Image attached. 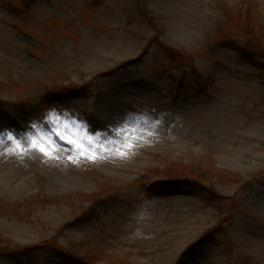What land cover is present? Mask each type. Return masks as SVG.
I'll return each instance as SVG.
<instances>
[{"label": "rangeland", "instance_id": "374dc122", "mask_svg": "<svg viewBox=\"0 0 264 264\" xmlns=\"http://www.w3.org/2000/svg\"><path fill=\"white\" fill-rule=\"evenodd\" d=\"M8 132L0 264H264V0H0Z\"/></svg>", "mask_w": 264, "mask_h": 264}, {"label": "snow or ice", "instance_id": "6c2138e0", "mask_svg": "<svg viewBox=\"0 0 264 264\" xmlns=\"http://www.w3.org/2000/svg\"><path fill=\"white\" fill-rule=\"evenodd\" d=\"M0 136L8 139V140H12L13 139V134L8 132V133H0ZM69 143H72V144H76V142L74 140H69ZM17 148L20 147V145H16ZM77 148L80 147V145H76ZM131 147V145H129V148ZM31 150H35V151H38L40 153H42L43 155L47 156L49 159H53L55 158L51 152H48L43 145H40V146H37L35 140L32 141V144H31ZM120 155H124L125 153H119ZM80 155L82 157H85V158H89V159H92V160H95V159H98L100 157H98L96 154H95V151H93L90 155L88 156H85V153L83 151L80 152ZM69 159H72L71 157H69Z\"/></svg>", "mask_w": 264, "mask_h": 264}]
</instances>
